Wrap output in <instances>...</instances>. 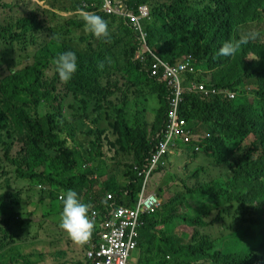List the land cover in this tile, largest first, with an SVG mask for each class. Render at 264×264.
Masks as SVG:
<instances>
[{
	"label": "trees",
	"instance_id": "trees-1",
	"mask_svg": "<svg viewBox=\"0 0 264 264\" xmlns=\"http://www.w3.org/2000/svg\"><path fill=\"white\" fill-rule=\"evenodd\" d=\"M121 2L136 13L147 4L151 16L144 25L151 49L171 63L191 54L194 71H187V82L218 89L210 97L184 94L180 113L190 140L177 139L164 163L153 164L167 126L169 92L164 81L151 75L152 59L140 54L142 43L129 17L105 13L100 0H0L1 13L18 9L9 20L0 15V146L5 161L32 191L25 192L27 199L49 203L44 216L57 219L60 194L76 191L81 202L98 211L95 238L113 208L136 207L143 182L139 170L162 177L157 197L162 200L171 192L153 216L144 217L138 264H264V0ZM50 8L73 15L51 27ZM80 12L101 16L110 36L80 31L85 29ZM251 30L259 33L257 39L231 57L218 54L225 41L238 42ZM64 51L77 56L78 69L69 81L56 71L55 59ZM24 60L30 62L22 65ZM109 75L118 79L106 83ZM90 108L99 109L93 122ZM15 143L19 148L13 153ZM106 147L114 149V162L108 161ZM202 152L223 169L228 164L233 179L225 170L220 177L218 167L213 173L205 165L203 172ZM172 156H182L185 175L172 169ZM23 193L0 191V209L7 194L22 204ZM108 193L113 199L107 200ZM26 221L21 215L19 228ZM179 225L192 231L179 230ZM209 227L227 233L215 237ZM15 242L0 225V264L17 258L20 245Z\"/></svg>",
	"mask_w": 264,
	"mask_h": 264
},
{
	"label": "built area",
	"instance_id": "built-area-1",
	"mask_svg": "<svg viewBox=\"0 0 264 264\" xmlns=\"http://www.w3.org/2000/svg\"><path fill=\"white\" fill-rule=\"evenodd\" d=\"M101 9L107 14H119L129 17L137 29L142 43L140 54L149 55L152 59L151 74L167 84L169 92V109L167 112V126L163 129L159 139L158 149L152 156L153 164L164 163L165 155L176 146L177 139L190 140L191 130L187 120L180 113V106L187 91L200 92L204 97L218 93L217 88L209 87L204 83L184 85L187 71H194L192 55H184L177 63L159 56L148 44V32L144 21L150 19L151 13L147 4L138 6V13L128 10L121 0H100ZM231 97L235 93L230 94ZM210 134H207V137ZM201 149V147H199ZM199 149V150H200ZM143 176L142 190L135 208L124 204L117 205L110 211V218L100 224L97 238L89 239L84 243L85 255L91 264H133L130 257L139 245L140 229L145 224V216L154 212L161 200L156 192L148 191L151 171L145 168L139 170ZM113 199L112 193L107 194V200ZM91 221L98 219V211L89 209Z\"/></svg>",
	"mask_w": 264,
	"mask_h": 264
},
{
	"label": "rangeland",
	"instance_id": "rangeland-1",
	"mask_svg": "<svg viewBox=\"0 0 264 264\" xmlns=\"http://www.w3.org/2000/svg\"><path fill=\"white\" fill-rule=\"evenodd\" d=\"M39 3L43 5V2ZM19 5L22 6L21 4ZM50 9L53 11L52 20L50 24L51 27H55L57 24L62 23L61 20L63 17L73 15V13H66L61 10H58L57 8ZM17 10V8L13 9L11 7H8L4 9L2 13L0 12V15H6L7 19L9 20L12 17H16ZM85 13L87 12H80L78 15H83ZM82 30L85 33H88V31H86L85 29H81L80 31ZM26 62L30 61L24 60L22 65H24V63ZM117 79V76L109 75L106 79V83H112ZM248 87L252 88L251 86ZM87 110L89 120L93 122L96 119L99 109L90 108ZM252 139L253 137H249L246 142L250 143ZM236 143L237 141L231 143V148L234 149ZM18 148V143H15L12 149L13 153H15ZM105 151L107 153V156L109 157L108 161L114 162V160L112 159V157L115 155L114 149L112 147H106ZM172 159L174 161L172 169H174V171L179 172L180 174L185 175V173H183L182 171L184 161H180L182 159V156H172ZM199 161H202V163L200 164L202 166L203 172L206 169L205 165H208L212 167L213 173H216L218 171V169H215L214 167H218L221 169L219 176H226L224 169L214 163L213 157L205 155L204 152H202L201 159ZM187 163H189L190 165L191 160ZM174 167H177L178 169ZM123 169L124 168L121 165L119 170L123 171ZM161 182L162 177L159 178L154 174L150 179L149 189H154L156 191ZM172 184L173 183L168 184V186ZM26 185L27 183L25 181L21 180L16 176V173L14 172V167L9 165L5 161V149H2V147L0 146V191L4 192L5 194L7 192L12 193L14 191H17L18 189H23L24 191V193L22 194V197L24 199L22 204L17 203L13 195L7 194L3 201V207L2 209H0V225L3 227V230H5V235L12 237L16 240L15 243H18L20 245L19 255L14 260L9 258L8 264H76V262H78V264H87L86 262H88L90 259L87 256H84L86 247L77 246V244L74 243L71 239L64 240L63 243L58 244L59 239L62 240L68 238L65 231L59 226L60 216L55 220L49 215L44 216L43 213H45L46 207L49 203L43 205L40 202L39 198H35V202H32L30 199H27L25 192L32 193V191H29ZM43 188L44 186H39L38 189ZM170 192L163 195V201L168 200ZM21 215L25 219H27V221L21 225V228H19L18 223L20 221ZM28 219L31 222H29ZM29 223L30 226L28 227ZM177 229H185L189 232L192 231L191 228L183 225H179ZM209 231L215 237L219 236L222 233H227V231H221L218 227H209ZM27 232L32 233V235ZM33 236H36L35 240L39 241L36 245L32 243ZM69 241L72 243H69ZM226 245L227 241H224L223 246ZM40 253L44 254V258L38 257V254ZM13 254H18V251H15V253ZM130 261L138 264V262L140 261V254L138 250L135 251L130 257Z\"/></svg>",
	"mask_w": 264,
	"mask_h": 264
},
{
	"label": "clouds",
	"instance_id": "clouds-1",
	"mask_svg": "<svg viewBox=\"0 0 264 264\" xmlns=\"http://www.w3.org/2000/svg\"><path fill=\"white\" fill-rule=\"evenodd\" d=\"M82 19L84 21L85 30L90 31L95 37L108 38L110 36L108 24L101 16L93 14V13H85L82 16ZM258 35L259 33L257 31L251 30V31L246 32L240 38L238 42H233L232 40L229 39L225 41L222 44V46L219 48L218 54L223 57H231L236 53L237 49L242 44H247L249 41L257 39ZM109 63H111L110 60H109ZM55 65H56V71L59 75V78L62 81H69L78 69L77 56L73 51H64L60 53L58 57L55 59ZM232 92L235 93L234 97L230 96ZM229 96L231 98H235L236 91H231L229 93ZM224 170L226 172H231L228 164L224 165ZM141 177L143 178V176ZM230 179H233L232 172L229 177V180ZM149 183H150V180H149ZM225 184H228V182ZM142 185H143V182H142ZM148 191L156 192L154 189H149V184H148ZM59 198L62 200V211L60 213V221H59L60 228L65 231V233L74 243L78 244L77 246L84 247V243L87 242V240L95 238V236H91L93 228H94L93 222H95V220L91 221L89 217V209L92 208L91 204L81 202V200L78 197L77 192L72 189L67 190L64 194H60ZM159 199L160 198H158V200ZM161 204H162V200H161ZM161 204L158 205V207L155 209L154 212L148 213L147 215L153 216L160 209ZM96 235H98V233ZM133 264H136V263H133Z\"/></svg>",
	"mask_w": 264,
	"mask_h": 264
},
{
	"label": "crops",
	"instance_id": "crops-1",
	"mask_svg": "<svg viewBox=\"0 0 264 264\" xmlns=\"http://www.w3.org/2000/svg\"><path fill=\"white\" fill-rule=\"evenodd\" d=\"M184 81H185V82H184V85H185V86H188V85L191 84V83L187 82V77H185V80H184ZM66 235H67V234H66ZM60 236H61V235H60ZM67 237H68V235H67ZM68 239H70V238L68 237V238H65V239H62V240L59 239L58 244H59V243H63L64 240H68ZM69 243H72V242L69 241ZM77 245H78V244H77ZM76 264H78V262H76Z\"/></svg>",
	"mask_w": 264,
	"mask_h": 264
}]
</instances>
